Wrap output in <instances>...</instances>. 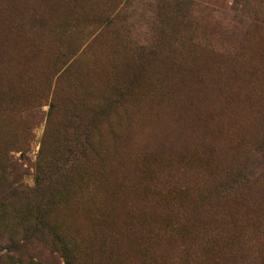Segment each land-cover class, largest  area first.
Listing matches in <instances>:
<instances>
[{"label":"rangeland","instance_id":"1","mask_svg":"<svg viewBox=\"0 0 264 264\" xmlns=\"http://www.w3.org/2000/svg\"><path fill=\"white\" fill-rule=\"evenodd\" d=\"M193 257L264 264V0H0V264Z\"/></svg>","mask_w":264,"mask_h":264},{"label":"trees","instance_id":"2","mask_svg":"<svg viewBox=\"0 0 264 264\" xmlns=\"http://www.w3.org/2000/svg\"><path fill=\"white\" fill-rule=\"evenodd\" d=\"M24 113L26 114L27 113V115L26 116H28V117H30L31 119L32 118H35V116H34V114H35V111L33 110V109H31V108H29V109H27V110H25L24 111ZM4 158H5V160H6V164H7V166L8 167H11L12 168V170H15V168H14V164H13V161H12V159H11V156H9V154L8 153H5L4 154ZM64 167H65V164L63 165H60L58 168L60 169V170H62V169H64ZM1 181H2V184H3V188H4V191H12L16 186H17V180L14 178H12V179H10L9 178V176H6V177H2V179H1ZM42 232V231H41ZM42 234V233H41ZM196 252L197 251H195V252H193V254H194V257H195V255L197 256V254H196ZM179 254H182V250L180 251V253ZM164 256H166L165 254H164ZM156 257H158V255L156 256ZM160 257H163L162 255H159V258ZM170 257V256H169ZM193 257V258H194ZM199 257V255L197 256V258ZM172 258V257H171ZM209 258H210V256H209ZM161 259V258H160ZM187 259V258H186ZM167 260H169V259H167ZM180 260V259H179ZM179 262V261H178ZM155 264H160V263H158L157 261H155L154 262ZM165 262H162V264H164ZM178 264H196V259L194 258V260L193 261H185V262H181V263H178ZM207 264H213V261L212 262H210V263H207Z\"/></svg>","mask_w":264,"mask_h":264},{"label":"bare ground","instance_id":"3","mask_svg":"<svg viewBox=\"0 0 264 264\" xmlns=\"http://www.w3.org/2000/svg\"><path fill=\"white\" fill-rule=\"evenodd\" d=\"M198 104V103H197Z\"/></svg>","mask_w":264,"mask_h":264}]
</instances>
